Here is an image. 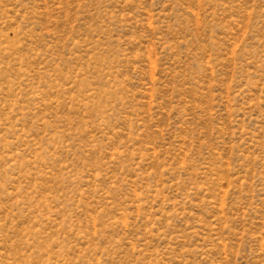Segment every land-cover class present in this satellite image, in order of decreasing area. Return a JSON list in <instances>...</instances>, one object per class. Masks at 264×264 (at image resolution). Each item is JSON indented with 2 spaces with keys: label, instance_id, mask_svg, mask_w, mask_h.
<instances>
[{
  "label": "rangeland",
  "instance_id": "rangeland-1",
  "mask_svg": "<svg viewBox=\"0 0 264 264\" xmlns=\"http://www.w3.org/2000/svg\"><path fill=\"white\" fill-rule=\"evenodd\" d=\"M0 264H264V0H0Z\"/></svg>",
  "mask_w": 264,
  "mask_h": 264
}]
</instances>
